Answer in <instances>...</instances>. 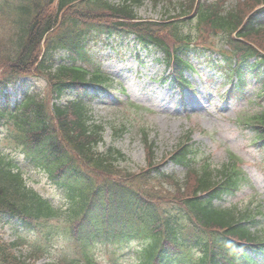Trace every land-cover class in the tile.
<instances>
[{"label": "trees", "instance_id": "1", "mask_svg": "<svg viewBox=\"0 0 264 264\" xmlns=\"http://www.w3.org/2000/svg\"><path fill=\"white\" fill-rule=\"evenodd\" d=\"M224 1H179L181 16L194 20V35L184 32L180 14L139 19L133 7L139 0L0 1V86L27 76L45 83L43 92L33 91L20 103L0 108L5 142L64 191L63 203L53 205L27 184L20 166L0 149V215L37 233L33 241L18 236L5 243L0 238V264H29V259L50 253L48 245L58 240L64 246L52 264H97L90 254L96 240L130 239L140 244L137 264H257L248 250L264 252V232L256 228L258 212L212 203L239 187L242 175L236 165L197 160L198 148L185 138L168 157L184 174L167 173L161 168L167 157L157 161L143 132L145 166L124 169L119 149L101 148L104 126L89 107L93 93L88 88L96 93L110 84L85 46L91 31L108 36L116 29L131 31L142 44L164 53L181 82L191 42L198 36L205 39L207 33L220 36L228 49H218L227 71L234 72L240 84L246 70L259 76L264 0H238L228 9ZM258 4L262 8L253 10ZM62 49L69 56L57 61ZM262 86L264 96V78ZM70 91L74 97L59 103ZM258 121L264 133V107ZM125 131L122 124L112 126L114 136ZM18 244H27V255L11 251Z\"/></svg>", "mask_w": 264, "mask_h": 264}, {"label": "rangeland", "instance_id": "2", "mask_svg": "<svg viewBox=\"0 0 264 264\" xmlns=\"http://www.w3.org/2000/svg\"><path fill=\"white\" fill-rule=\"evenodd\" d=\"M172 1L175 2V7L169 5L168 0H141L135 11L144 19L165 18L179 11L176 4L178 0ZM235 1L237 0H226V5H234ZM186 26L188 30H193V22L186 23ZM89 49L114 83L110 94H101L91 103L92 115L104 123L105 145L112 144L126 155L127 161L122 163L123 167L135 170L144 164L139 128L147 130L149 139L154 142L157 157H161L171 151L177 138L186 130L198 127L204 131L195 129L192 139L215 162L223 161L227 151H233L242 160L247 181L234 196L226 197V202L248 204L254 211L259 208L264 210V149L254 145L250 130L242 129L236 124L237 114L245 106V99L250 97L252 85L246 90L243 101L231 104L223 97L227 88L223 77L202 62L194 68L192 85L181 92L164 78L167 71L157 59L160 54L138 50L134 46L132 35L109 38L92 35ZM187 76L190 77L189 74ZM208 78L211 81H207ZM24 81L30 87L34 84L43 89L44 83L39 79ZM21 90L19 85L7 89L11 102L20 98ZM115 96L120 97L118 102L115 101ZM3 99L4 97H0V105ZM121 122L127 126V130L122 136L115 137L111 134L112 126H120ZM2 137L3 133L0 132V147L9 152L23 168L28 184L53 203L60 204L61 193L57 187L50 184L42 172L27 165L19 152L10 150ZM165 169L175 173L182 170L171 163ZM261 222L264 229V216L261 217ZM0 233L5 238H14L16 234L32 237L31 232L20 230L15 220L9 217L0 218ZM54 243L59 247L50 248L48 259L54 258L64 246L62 240ZM137 246L136 242H99L91 250L100 264H135ZM48 259L38 263L51 264ZM258 259L261 260L260 264H264V258Z\"/></svg>", "mask_w": 264, "mask_h": 264}]
</instances>
